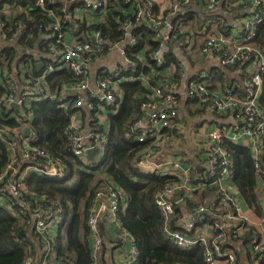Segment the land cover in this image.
Masks as SVG:
<instances>
[{
	"label": "built area",
	"instance_id": "1",
	"mask_svg": "<svg viewBox=\"0 0 264 264\" xmlns=\"http://www.w3.org/2000/svg\"><path fill=\"white\" fill-rule=\"evenodd\" d=\"M155 0H68L62 7L48 10L49 34L40 39V45L46 48V57L49 63L44 66L43 73L34 77L26 74V69L20 68V75L24 81L15 85L8 81L2 87L4 94L0 96V115L9 114L15 118L14 110L24 121H30L31 114L26 112L30 102H39L53 97L48 89L46 75L69 68L75 76L83 80L77 85L64 86L60 98L84 93V98H78L73 107L82 108L89 113L88 124L93 120L91 111L100 127L106 122V108H114V114L121 105V88L126 83L140 80L143 84L148 76L137 73L136 63L128 56L126 49L136 43L133 28L145 27L154 32V40L158 49L149 55V58L161 64V54L167 49L168 43L175 40L183 43L187 54L194 52L192 40L189 42L182 37L175 38V25L155 11ZM249 10L248 15L241 18L238 25V36L242 44L255 37L256 27L264 20L263 0H240ZM0 3L1 0H0ZM121 5H120V4ZM185 0H176L167 10L169 16L176 17L180 10L185 9ZM219 0H205L206 12L213 16ZM56 0H35V8L45 10L46 6H54ZM119 4V5H118ZM118 5V6H117ZM123 17L121 29L125 39L122 42L110 43L105 40L100 30H80L75 21L85 22L87 26L101 24L105 21L108 10L114 7ZM35 8H31L34 10ZM181 8V9H180ZM30 9H28L29 11ZM27 13V9L7 2L0 7V14L7 20L15 13ZM180 14V12H179ZM133 20V21H132ZM177 20L185 21L181 16ZM212 23L206 18L202 45L198 46L201 56L217 57L221 68L231 66L237 59H244L245 52L252 51L249 47L235 46L230 48L235 37H215L207 26ZM4 23L0 18V50L7 40L3 34ZM20 34L17 35V38ZM233 45V44H232ZM111 51H119L123 56L125 66H116L112 69L98 71L96 78L91 80L90 68L103 56ZM140 52L136 58L141 65L148 66L147 56ZM145 55L144 62L141 61ZM42 62V61H38ZM253 76L251 83L246 87L244 98L238 99L232 91L222 93L209 92L207 84L202 81L206 75H200L195 80L177 82L176 77L167 71L151 69L150 75H161L164 79L158 82L157 87L150 89L151 98L141 105L143 116H147L148 123L142 126L143 117L137 121L138 128L136 141L145 142L153 139L154 148L148 150L141 162L156 153L159 147L166 145L171 137L163 134L164 129L175 128L178 132L184 129L185 122L180 114L178 98L196 99L198 104L230 119L223 127L216 126L208 134V139L199 147L197 153L200 170L195 174V183H192V167L180 160L172 161L165 166L155 165L152 170L161 177H171L172 181L165 184L154 195L155 207L161 211L165 224L175 220L177 230L164 228L172 246L179 250L189 251L195 245L203 249V259L206 264H236L237 254L240 256L238 264H264V174L260 168L259 157L264 150V109L260 108L259 99L262 95L261 74H264V54L255 53L251 64ZM8 71L3 69L2 75ZM10 78V77H9ZM178 79L185 78L183 71L177 74ZM164 84V93L160 89ZM182 88V89H181ZM91 99L105 102L106 105L95 104ZM16 107H12V105ZM61 109L68 110L69 103H62ZM111 110V109H109ZM231 115V116H229ZM68 124L64 128V135L69 142L72 155L80 162L87 164L90 151L97 152L100 158L106 144V130L98 133L90 128L86 129L83 115L77 109L67 114ZM21 119L18 121L21 122ZM25 131H29L26 138H22ZM35 135L28 123L15 127L0 124V140L8 150V163L0 172V207L10 208L7 196L17 201L16 217L28 213L30 216V231L33 236L43 243L44 247L34 257H29L24 264H58L56 255L52 251L51 242L58 236L63 221L64 210L58 201L41 197L27 188L26 180L31 174L47 178L60 177L66 174L65 167L43 150L34 148L31 142ZM227 138L234 145L246 147L254 161L259 187L258 215L240 198L238 190L231 182L232 171L229 168L227 153L220 146L221 138ZM175 180V181H174ZM210 188L213 194L208 195L202 202L192 208L184 207L186 202L195 199L194 193ZM24 196L32 200L27 201ZM179 197V199H175ZM123 201V192L113 182L101 186L93 199L86 219L90 241V264H139L138 252L130 234L121 226L118 219V210ZM177 206L183 208L181 213ZM22 221V218H19ZM112 240L105 250V234H110ZM223 246V247H222ZM111 250V251H110ZM112 253L113 256H107ZM180 264V263H171Z\"/></svg>",
	"mask_w": 264,
	"mask_h": 264
},
{
	"label": "trees",
	"instance_id": "2",
	"mask_svg": "<svg viewBox=\"0 0 264 264\" xmlns=\"http://www.w3.org/2000/svg\"><path fill=\"white\" fill-rule=\"evenodd\" d=\"M48 0H46L47 2ZM68 0H56L54 6H46L45 10L35 8V0H1L3 3L17 5L27 9V13H15L7 20L2 14L0 18L4 23L3 34L7 40L16 36V39L6 42L0 50V72L7 69V74L2 75L0 82V96L4 94L5 85L13 70L20 74V68L26 69V74L38 77L43 73V69L35 71L33 66L37 60L35 49L46 53V48L40 45L43 35L49 34V24L51 19L48 10L62 7ZM264 3V0H263ZM120 4V3H119ZM118 4V5H119ZM117 5V6H118ZM121 5V4H120ZM114 7H110L105 21L99 25L87 26L85 22H77L80 30L98 29L102 37L110 43L122 42L125 39L124 31L121 29L122 15ZM31 8H35L31 10ZM28 9H30L28 11ZM133 21V20H132ZM228 28V27H227ZM20 36L17 38V35ZM213 36L231 37L233 34L226 27H217L212 32ZM133 35L136 39L134 45L126 49L127 56L136 63L137 73L148 76V81L143 84L140 80L126 83L121 88V105L114 114V108H106V126L100 127L94 117V110L91 111L93 120L89 123L90 129L98 133L106 130V144L104 152L97 158V152L88 154L90 163L84 164L78 161L70 150L69 142L64 135V128L68 124L67 114L79 110L83 119H88L89 113L85 107L75 108L73 103L78 98H84L85 94H75L60 98V92L64 86L77 85L83 78L75 76L69 68H62L46 75L48 89L53 97L39 102H30L27 113L31 114L30 121L21 119L17 110H14L15 118L9 114L0 115V124L11 127L28 123L35 135V140L31 142L34 148L41 149L53 157L57 162L65 167L66 175L63 178H47L31 174L26 180L27 188L38 196L46 197L58 201L63 210V221L59 228L58 236L51 242L52 251L56 255L58 264H90V241L89 231L86 223L90 208L93 206V199L101 186L107 182H113L123 192V201L118 210V219L121 226L130 234L134 241L135 248L139 256V264H206L203 259V249L195 245L191 250H179L172 246L164 228L177 230L175 220L165 224L164 217L154 204V195L163 186L172 181L171 177H161L149 170H143L139 163L144 158L148 150L154 148L153 139L147 138L145 142L136 141L138 127L137 121L143 117L141 105L151 98L150 89L158 86V82L163 81V77L151 76V69L159 71L169 70L176 81L182 82L187 78L188 82L195 80L200 73L190 77L178 79L177 74L183 71L179 57L173 50H165L161 54V64L149 58V55L158 49V44L154 40V32L145 27L133 28ZM1 37V35H0ZM241 38V37H240ZM191 41V38H186ZM200 42L195 47H200L204 41L202 36ZM243 47H249L252 51L243 54L244 59H237L231 66L224 69L212 67L208 71V76L203 78L207 84V90L214 93L232 91L238 98H244L246 87L251 83L253 76L251 64L255 59V53L264 54V20L256 27L254 39L243 43ZM241 45V46H242ZM234 49V45H230ZM144 52L147 56L148 66L141 65L136 56ZM215 57L219 55L215 54ZM45 65L48 59L43 58ZM234 75L235 78H230ZM262 95L259 99L261 109H264V74H261ZM160 89L164 93L163 87ZM180 98V97H179ZM69 103L68 110L60 108L62 103ZM95 104L106 105L105 102L95 101ZM186 102L181 109L184 115H198L197 127L206 123L209 119L216 126H226L227 117L210 112L205 106L198 104L196 99L186 98ZM193 105L195 109H191ZM178 108V106H177ZM180 112V114H182ZM231 116V115H229ZM232 117V116H231ZM21 119V122L18 120ZM175 128L164 129L163 134L168 137L177 135ZM170 143V142H168ZM220 146L227 153L229 168L232 171L231 182L238 190L241 200L258 215L261 213L259 207V187L254 161L246 147L234 145L227 138H221ZM195 162L199 160L195 157ZM8 163V150L4 142L0 140V172ZM261 170L264 171V150L259 157ZM197 165V164H196ZM199 166V165H198ZM198 173V172H196ZM192 183H195L194 176ZM264 174V172H263ZM175 181V180H174ZM210 188L201 192H195L193 199L185 203L184 207L192 208L197 206L208 195L213 194ZM8 205L0 207V264H24L29 257H34L44 247L40 240H37L30 231V216L28 213L14 216L17 212V201L7 196ZM24 199L31 201L29 196ZM183 207V208H184ZM183 208L177 206L176 210L181 213ZM22 218V221L19 219ZM223 247V246H222ZM108 248L105 246V250ZM240 256L237 254V263Z\"/></svg>",
	"mask_w": 264,
	"mask_h": 264
},
{
	"label": "crops",
	"instance_id": "3",
	"mask_svg": "<svg viewBox=\"0 0 264 264\" xmlns=\"http://www.w3.org/2000/svg\"><path fill=\"white\" fill-rule=\"evenodd\" d=\"M175 1L176 0H155L153 2L155 5V11L159 12V16L165 17L171 24L175 25V31L173 32L175 38H179L181 33L182 37L192 39L191 42L194 47V52L187 54L183 43H179V40L177 43L175 40L169 42L166 50H173L179 57L184 77H186V75L193 77L196 73H200V71L202 72L201 75L208 76V71L212 67H221L218 64L217 57L205 58L198 53V47H195L200 42L199 38L204 32L206 18H210L212 21V23L207 26V31L212 34L213 31L217 30V27H226V29L233 34L232 37H235L234 42L231 44L241 46L242 41L238 36V25L240 19L248 15L249 10L247 9L246 4H243L240 0H219L213 16H209V13L206 12L205 0H185L187 3L183 4L185 8L183 12L180 10V14L178 12L176 17H172L169 16L167 10ZM180 16L182 19H185V21L177 20ZM163 51H165V49ZM34 53V59L37 61H42L43 58L48 59L45 55L46 53L38 51V48L35 49ZM140 57L141 61L144 62L145 55ZM116 66L124 67V59L119 51H111L90 68L91 80L96 78L98 71L112 69ZM221 69L224 71V68ZM5 70L7 71V69ZM233 77L235 78L234 75L230 76V78ZM10 79L12 83L19 86L24 81V75H20L16 70H13ZM184 103H187L185 98H178L177 106L181 113ZM190 106L191 109H195L193 105ZM181 115L186 125L184 129L177 132V135H171L170 143H167L168 145L166 144L159 147L156 153L148 157L146 161L140 162L139 166L143 170H152L155 165L165 166L172 161L180 160L192 167L193 173L199 172L200 167L196 165L195 157L199 151V147L207 141L208 134L210 131L214 130L216 124L211 123L208 119L206 120V123L197 127L195 124L198 123V115L190 117L183 113ZM142 121V126H146L148 123L146 115L143 116ZM227 122H230V119L227 120ZM84 123L86 126L85 128L88 129L90 127L88 119H85ZM103 123L104 127L107 128L106 122ZM142 126H139L138 128ZM111 235L112 233L105 234L104 242L105 246L112 250V247L108 245V242L112 240Z\"/></svg>",
	"mask_w": 264,
	"mask_h": 264
},
{
	"label": "water",
	"instance_id": "4",
	"mask_svg": "<svg viewBox=\"0 0 264 264\" xmlns=\"http://www.w3.org/2000/svg\"><path fill=\"white\" fill-rule=\"evenodd\" d=\"M34 70L37 72V71H40L44 68V64L41 63V62H36L33 66ZM12 107H16V105H12ZM29 135V131H25L24 134L22 135V138H26L28 137ZM90 153H93L92 151H90ZM175 199H179V197H176Z\"/></svg>",
	"mask_w": 264,
	"mask_h": 264
},
{
	"label": "rangeland",
	"instance_id": "5",
	"mask_svg": "<svg viewBox=\"0 0 264 264\" xmlns=\"http://www.w3.org/2000/svg\"><path fill=\"white\" fill-rule=\"evenodd\" d=\"M168 144H169V143H168ZM168 144H167V145H168ZM195 200H196V199H195ZM193 201H194V200H193ZM107 256H113V254H112V253H108V255L106 254V257H107Z\"/></svg>",
	"mask_w": 264,
	"mask_h": 264
}]
</instances>
